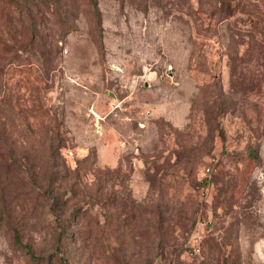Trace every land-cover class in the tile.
<instances>
[{"label": "rangeland", "instance_id": "rangeland-1", "mask_svg": "<svg viewBox=\"0 0 264 264\" xmlns=\"http://www.w3.org/2000/svg\"><path fill=\"white\" fill-rule=\"evenodd\" d=\"M263 171L264 0H0V264H264Z\"/></svg>", "mask_w": 264, "mask_h": 264}, {"label": "trees", "instance_id": "trees-1", "mask_svg": "<svg viewBox=\"0 0 264 264\" xmlns=\"http://www.w3.org/2000/svg\"><path fill=\"white\" fill-rule=\"evenodd\" d=\"M18 9H20V8H18ZM66 17H67V15H63L62 16V24L63 25H65L64 27H68V26H70V24H69V22L66 20ZM27 159V158H26ZM53 164V163H52ZM25 167V169L29 172V173H33L34 172V169L32 168V165L31 164H29V163H27L26 164V166H24ZM35 178V177H34ZM33 178V180H31V181H28V182H26L27 184H31L33 187H34V190L35 189H37L38 190V192H39V190H42V188H43V186L44 185H46V187L48 188V190H49V195H47L48 197H51L52 198V201L53 202H56L57 200V198H58V195H57V193L56 192H54V191H52L51 189H52V186H50V182H44V181H38V180H35ZM45 183V184H44ZM40 185V186H39ZM26 247H28V245H25ZM30 251V250H29Z\"/></svg>", "mask_w": 264, "mask_h": 264}, {"label": "built area", "instance_id": "built-area-1", "mask_svg": "<svg viewBox=\"0 0 264 264\" xmlns=\"http://www.w3.org/2000/svg\"><path fill=\"white\" fill-rule=\"evenodd\" d=\"M206 169L209 170V169H210L209 166H208ZM203 190H206V188H205V184L202 185V187H201V191H203Z\"/></svg>", "mask_w": 264, "mask_h": 264}, {"label": "water", "instance_id": "water-1", "mask_svg": "<svg viewBox=\"0 0 264 264\" xmlns=\"http://www.w3.org/2000/svg\"><path fill=\"white\" fill-rule=\"evenodd\" d=\"M109 94H113V93H109ZM262 179L264 181V171L262 172Z\"/></svg>", "mask_w": 264, "mask_h": 264}]
</instances>
